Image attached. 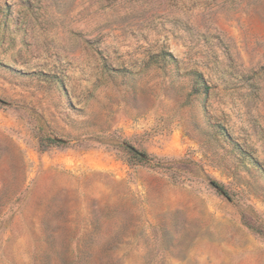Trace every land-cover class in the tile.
<instances>
[{
    "label": "rangeland",
    "instance_id": "1",
    "mask_svg": "<svg viewBox=\"0 0 264 264\" xmlns=\"http://www.w3.org/2000/svg\"><path fill=\"white\" fill-rule=\"evenodd\" d=\"M0 100V264H264V0H0Z\"/></svg>",
    "mask_w": 264,
    "mask_h": 264
},
{
    "label": "trees",
    "instance_id": "2",
    "mask_svg": "<svg viewBox=\"0 0 264 264\" xmlns=\"http://www.w3.org/2000/svg\"><path fill=\"white\" fill-rule=\"evenodd\" d=\"M0 103H3L2 100H0ZM127 149L131 152V154L139 159L140 161L142 162H146V163H154L156 164L158 167H167L170 165V164H167V163H163V160L162 159H158V158H151L149 157L148 155L144 154V153H141V152H138L137 150H135L133 147L131 146H127ZM166 165V166H164ZM209 185L215 189V191L225 197L226 199L228 200H231V194L230 192L225 188V186L221 183H218L216 181H212V180H209L208 181Z\"/></svg>",
    "mask_w": 264,
    "mask_h": 264
},
{
    "label": "water",
    "instance_id": "3",
    "mask_svg": "<svg viewBox=\"0 0 264 264\" xmlns=\"http://www.w3.org/2000/svg\"><path fill=\"white\" fill-rule=\"evenodd\" d=\"M57 142H64L63 140L61 139H58V138H54Z\"/></svg>",
    "mask_w": 264,
    "mask_h": 264
}]
</instances>
